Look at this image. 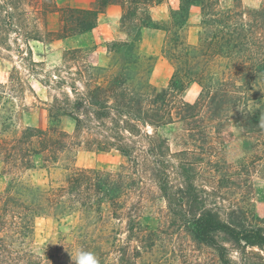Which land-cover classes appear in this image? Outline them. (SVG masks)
Wrapping results in <instances>:
<instances>
[{
  "label": "trees",
  "instance_id": "1",
  "mask_svg": "<svg viewBox=\"0 0 264 264\" xmlns=\"http://www.w3.org/2000/svg\"><path fill=\"white\" fill-rule=\"evenodd\" d=\"M166 1L99 0L98 8L83 10L56 0H0V56L13 63L9 82L0 83L5 168L30 170L39 158L52 169L73 163L82 149L124 159L118 171L73 167L46 187L12 181L0 192V264H80L88 253L98 264H141L166 238L172 257L147 264H173L175 236L212 249L219 264H264V204L253 193L254 176L264 180V0L252 10L241 9L242 0L228 10L220 0H181L170 21L178 31L150 15ZM112 4L123 9L127 35L107 44L120 56V69L94 66L82 50L67 51L52 69L35 60L31 43L53 36L40 26L47 14H61L62 27L46 40H61L93 30ZM193 6L202 11L196 45L185 31ZM143 28L167 34L163 55L174 72L165 88L153 87L143 71ZM32 81L46 90V100ZM192 85L200 89L194 103L184 99ZM27 97L45 107L47 127L9 135ZM236 112L240 138L232 132ZM177 124L183 147L174 152L160 131ZM146 180L167 207L166 225L157 230L143 222ZM42 217L68 221L70 233L37 253L33 239Z\"/></svg>",
  "mask_w": 264,
  "mask_h": 264
},
{
  "label": "rangeland",
  "instance_id": "2",
  "mask_svg": "<svg viewBox=\"0 0 264 264\" xmlns=\"http://www.w3.org/2000/svg\"><path fill=\"white\" fill-rule=\"evenodd\" d=\"M220 1L221 7L225 10L234 7V0ZM262 4L263 0H242L241 9H257L260 8ZM170 21L171 19L168 23L160 24L168 30L178 31L177 28L171 25ZM40 26L44 30L43 33H53V36L45 35V41L43 43L32 42L31 46L33 48L35 60L38 62H46L47 68L52 69L61 64L67 51L82 50L81 57L92 65L114 68L115 70L120 69V65L118 64V62H120V56L108 52L107 44L109 42L105 44L91 43L87 40V38H75L77 34L69 37V42H66L65 44L62 40L67 38L61 40L54 39L53 41L46 40V38L52 39V37H56L58 34H61V14H47L43 18ZM185 31L187 33L188 42L191 45H196L202 31L201 21L196 23L191 22L190 24L188 22ZM126 38L127 35L125 33L124 39L115 41H124ZM166 39L167 34L165 33V36L162 37V46L161 51L159 52L154 49L155 45H152L153 41L148 40L147 43L143 44L141 39L140 42V53L144 58L143 71L147 74L149 82L157 89L167 87L174 72L172 63L163 55V47ZM12 68L13 63L0 56L1 84H7L9 82ZM32 84L38 97L41 100H46V90L35 81H32ZM199 92V87L192 85L185 92L184 99L187 102L194 103L198 98ZM22 105H25L27 109L19 110V114L15 118V126L12 128L13 131L8 133L9 135H12L15 130L19 131L28 126L35 128L47 127V111L42 104H40L33 97H27V99L23 101ZM232 132L235 138H240L243 134V125L239 112L233 113L232 115ZM1 133L2 127L0 125V134ZM160 134L169 141V144L174 152L182 149V138L184 133L181 125L177 124L163 128L161 129ZM35 163V168L30 170H23L19 172L10 171L8 168H5V165L0 157V192L6 190L12 181H22L37 187H46L51 183L57 184L65 178L69 169H72L73 167L118 171L124 164V159L115 151L107 153L82 149L77 153L73 163L63 161L58 167L52 169L44 168L39 158H36ZM142 188L144 197L142 208L144 224L154 230L163 228L167 222V207L165 201L162 199L157 187L150 180H146ZM253 193L255 201L264 204V180L259 175L254 176ZM70 225L71 223L68 221L58 222L57 220L49 217L38 218L35 225L33 249L37 253H43L46 248L56 246L61 239L69 235ZM174 238L176 239L175 245L178 251V257L172 259L173 264H219L218 257L212 249L196 246L195 244L190 243L186 237L176 238L175 236ZM167 240L168 239L166 238L165 243L160 241L154 249L152 256L148 255L144 257L141 264H147L149 261H154L163 257L171 258V254H168L169 245L166 247Z\"/></svg>",
  "mask_w": 264,
  "mask_h": 264
},
{
  "label": "crops",
  "instance_id": "3",
  "mask_svg": "<svg viewBox=\"0 0 264 264\" xmlns=\"http://www.w3.org/2000/svg\"><path fill=\"white\" fill-rule=\"evenodd\" d=\"M58 6L71 7L76 9H96L99 7V0H56ZM181 0H167L165 3L153 7L150 15L155 22L164 24L171 19V12L178 10ZM201 8L193 6L190 10L189 24L191 22L201 21ZM123 9L118 4H112L105 7L104 11L99 14L97 26L88 32L79 33L75 38H87L91 43L105 44L110 41L120 40L125 38V33L121 28V19ZM165 30L143 28L142 43L145 44L148 40L153 41L154 49L157 52L161 51L162 37L165 36ZM164 34V35H163ZM69 38L62 40L64 44L69 42Z\"/></svg>",
  "mask_w": 264,
  "mask_h": 264
},
{
  "label": "clouds",
  "instance_id": "4",
  "mask_svg": "<svg viewBox=\"0 0 264 264\" xmlns=\"http://www.w3.org/2000/svg\"><path fill=\"white\" fill-rule=\"evenodd\" d=\"M80 264H98V260L93 254L88 253L82 257Z\"/></svg>",
  "mask_w": 264,
  "mask_h": 264
}]
</instances>
